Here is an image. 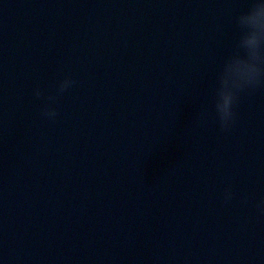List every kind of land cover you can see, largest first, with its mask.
I'll use <instances>...</instances> for the list:
<instances>
[{"label":"water","instance_id":"obj_1","mask_svg":"<svg viewBox=\"0 0 264 264\" xmlns=\"http://www.w3.org/2000/svg\"><path fill=\"white\" fill-rule=\"evenodd\" d=\"M249 6L0 0V264H264V88L214 118Z\"/></svg>","mask_w":264,"mask_h":264},{"label":"clouds","instance_id":"obj_2","mask_svg":"<svg viewBox=\"0 0 264 264\" xmlns=\"http://www.w3.org/2000/svg\"><path fill=\"white\" fill-rule=\"evenodd\" d=\"M235 23L239 37L233 52L225 59L218 72L214 90V118L223 132L230 131L235 125L242 96L264 88V0H250L248 10L238 15ZM76 83L71 77L65 78L59 82L57 94L47 97L43 90L35 89V97L46 100L41 110L42 117L55 121L59 112L52 105ZM197 116L201 121H206L212 113L203 108ZM233 199L234 194L226 191L225 203ZM243 202L248 201L245 199ZM256 208L264 215V200L259 201Z\"/></svg>","mask_w":264,"mask_h":264}]
</instances>
